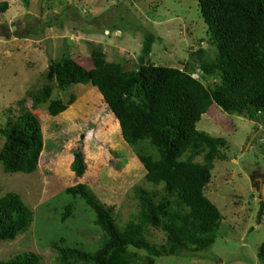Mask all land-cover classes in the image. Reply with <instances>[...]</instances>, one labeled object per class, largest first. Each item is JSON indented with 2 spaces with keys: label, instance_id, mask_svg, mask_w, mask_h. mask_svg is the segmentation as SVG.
Listing matches in <instances>:
<instances>
[{
  "label": "rangeland",
  "instance_id": "374dc122",
  "mask_svg": "<svg viewBox=\"0 0 264 264\" xmlns=\"http://www.w3.org/2000/svg\"><path fill=\"white\" fill-rule=\"evenodd\" d=\"M150 36L155 38L150 63L184 70L197 79L202 72L196 54L217 55L193 0H0V127L18 115V102L23 101L40 120L44 136L35 173L6 174L0 163V199L17 193L34 214L27 233L13 242H0V262L35 253L42 264H61L53 247L61 241L96 250L104 234L93 211L81 199L64 194L78 184L89 186L102 203L114 207L120 226L138 214L134 189L149 188L144 166L124 140L120 123L99 90L70 81L74 64L93 68L94 47L102 49L108 62L121 63L125 71L137 70ZM52 64L61 65L64 88L56 77L49 78ZM216 83L207 77L206 84ZM55 105L54 115L50 109ZM197 129L227 143L226 160L215 162L206 189L224 221L215 244L207 250L163 257L155 264H261L264 114L251 121L213 105ZM5 141L0 134V151ZM78 152L86 162L81 178L72 171ZM70 203L75 209L64 222ZM147 237L157 246L167 239L154 228L148 229ZM138 254L144 264L147 254Z\"/></svg>",
  "mask_w": 264,
  "mask_h": 264
},
{
  "label": "trees",
  "instance_id": "16d2710c",
  "mask_svg": "<svg viewBox=\"0 0 264 264\" xmlns=\"http://www.w3.org/2000/svg\"><path fill=\"white\" fill-rule=\"evenodd\" d=\"M193 1L198 2L210 42L217 49L215 57L204 51L196 54L200 78L150 63L153 36L145 43L137 70L125 71L121 63L108 62L100 47L92 50L91 70L74 64L70 82L99 90L119 121L124 140L144 166L149 188L134 189L139 212L124 226L119 225L115 208L102 203L89 186L68 188L64 194L84 201L104 235L94 251L64 241L54 244L59 263L141 264L138 252L143 251L147 254L144 264H155L163 257L201 253L215 244L224 216L206 196V189L215 162L226 160L227 143L199 131L197 124L213 105L251 121H259L264 114V0ZM48 76L66 86L60 64H52ZM207 77L217 82L214 87L206 84ZM18 107V115L0 127L6 139L0 163L6 174L29 175L38 170L44 136L38 117L23 101ZM55 107L51 114H56ZM111 126L117 131L116 125ZM74 157L72 171L81 178L86 172L85 157L81 152ZM74 209V203L67 206L64 222ZM263 212L261 201L260 224ZM33 222L34 214L19 194L10 192L0 199V242L15 241ZM149 228L163 231L166 243L152 244ZM259 257L264 264V242ZM0 264H42V257L23 253Z\"/></svg>",
  "mask_w": 264,
  "mask_h": 264
},
{
  "label": "crops",
  "instance_id": "0c3cea01",
  "mask_svg": "<svg viewBox=\"0 0 264 264\" xmlns=\"http://www.w3.org/2000/svg\"><path fill=\"white\" fill-rule=\"evenodd\" d=\"M91 70V69H90ZM115 118V117H114ZM116 119V118H115Z\"/></svg>",
  "mask_w": 264,
  "mask_h": 264
}]
</instances>
